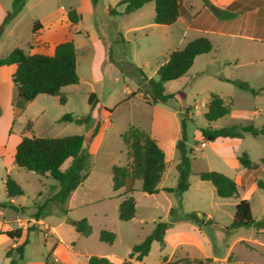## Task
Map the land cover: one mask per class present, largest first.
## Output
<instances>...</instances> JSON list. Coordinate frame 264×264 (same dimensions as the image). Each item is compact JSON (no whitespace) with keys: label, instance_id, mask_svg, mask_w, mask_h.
<instances>
[{"label":"rangeland","instance_id":"rangeland-1","mask_svg":"<svg viewBox=\"0 0 264 264\" xmlns=\"http://www.w3.org/2000/svg\"><path fill=\"white\" fill-rule=\"evenodd\" d=\"M118 1L98 0L93 4L91 0H45L39 5L38 0H29L26 10L8 26L10 29L17 21L13 37L7 36L8 30L1 33L3 26H7L11 19L5 22V15L0 21L2 58L16 48L29 54L34 42L33 23L41 21L50 11L63 13L59 22L63 25L64 33L57 40L73 42L79 77L78 84L61 89L66 99L64 104L59 102L58 97L46 94L24 102L15 86L13 94L10 93V97L7 95L5 103L0 104V150L6 148L4 155L0 152V223L12 231L22 230L16 244L27 241L23 259L17 260L16 264H54V259L59 261L58 264H88L90 256L105 255L125 260L132 247L149 235L156 223H171L183 214H194L201 221L194 224L212 242L219 257L225 254L238 235L257 237L264 230L254 225L236 229L235 232L225 229L232 221L234 202L241 197L250 203L256 222L264 219V190L256 186L258 180L264 181V136L242 133L241 138L229 140L226 146H220L218 143L221 140L210 144L201 139L199 133V130L208 127H264V22L257 30L243 28L240 36L236 29H227L230 32L220 34L217 30L204 28L186 29L182 22L155 24L153 3L126 15L123 14V6L116 7ZM186 1L187 9H192V16L201 7V0ZM7 8L10 12L12 5L7 4ZM111 8H116L117 14L110 15ZM70 9H75L81 15V20L76 24L67 20L66 14ZM198 37L210 40L211 51L197 56L184 76L165 83V92L174 94L173 99L165 104H148L144 95L150 93L151 80L158 81L156 70L159 65L168 59L172 51L182 49ZM4 78L8 79L3 75ZM225 79L245 81L256 94L242 90ZM213 94L229 105L231 113L209 124L203 114ZM91 95H94L93 107L89 103ZM10 102L12 108L8 107ZM105 111L109 113L108 116L103 114ZM88 114L91 121L87 125L60 121L64 115L78 119ZM103 121L108 123L103 140L96 153L90 156L89 138L95 126ZM182 121L185 124L186 147L191 151L189 189L181 197L176 192H161L143 198L147 196L140 190L141 181H134L136 191L133 196L137 200L138 217L143 218V223L136 222L139 218L134 222H120L117 198L108 200L109 196L114 195L111 167L126 166L129 162L120 135L130 127H137L154 138L168 160L163 186L174 189L177 185L176 163L169 161L173 151L177 152L176 143L181 137ZM70 135H81L85 139L81 151V155L85 156L84 169L80 175L84 179L88 177L70 203H60L55 198L59 183L18 168L14 163V151L23 137L56 138ZM244 152L255 165L250 170L238 162V157ZM10 163L13 165L7 172ZM74 163L75 158L67 159L61 170L67 171ZM206 171L228 177L240 176V198L217 197L212 185L198 177V173ZM7 176L23 191L22 196L15 198V205L5 194L4 181ZM113 203L117 204L114 211ZM170 209H174L171 215ZM99 213H106V218L101 219ZM34 217L55 227L63 244L56 247L50 229L37 222H29ZM82 218H86L91 226V233L87 237L78 234L66 221ZM20 221L28 222L22 223L21 227L16 226ZM101 230L115 234V241L111 245L99 241ZM12 242L9 238L0 242V264L4 263L5 252ZM161 251L160 244L154 243L144 264L161 261L168 254ZM230 253L232 256L228 257V262L237 259L250 264H264V258L243 243H238ZM11 256L14 258V254ZM129 261V264H138L134 258Z\"/></svg>","mask_w":264,"mask_h":264},{"label":"trees","instance_id":"trees-1","mask_svg":"<svg viewBox=\"0 0 264 264\" xmlns=\"http://www.w3.org/2000/svg\"><path fill=\"white\" fill-rule=\"evenodd\" d=\"M27 0H13L12 9L7 13L5 22L12 19L22 9ZM96 4L98 0H91ZM206 1V0H204ZM152 2L154 4L153 22L159 25H171L176 22L187 4L185 0H119L116 4L124 6L123 14H130L143 7L145 4ZM234 6L223 10H216L209 6L219 19H231L234 17L232 12ZM110 15H115V8L109 10ZM67 20L71 24H76L81 20V15L77 14L75 9H70L67 14ZM35 23L33 31H35ZM212 49L210 40L207 37H198L189 41L182 49L172 51L168 59L156 70L158 81L151 80L150 93L144 95L148 104H165L168 100L174 98V94L165 92V83L177 80L184 76L192 67L194 59L197 56L208 54ZM15 65L16 70L12 75V82L18 91L20 98L24 102H30L40 94H46L59 98V102L64 104L65 97L61 93L63 87L78 84L79 78L76 72V51L72 41L59 43L51 56L42 54H26L21 49H14L7 56L0 58V67ZM225 81L234 84L242 90L249 91L253 95L256 92L250 88L245 81L228 80ZM94 95L89 97V103L93 107ZM229 105L218 95H211L207 104L203 118L207 123L214 122L230 114ZM60 121H76L80 125H87L91 121V115L88 114L83 118L73 119L70 115H64ZM99 125H96L91 133L94 137L98 131ZM202 138L206 142H214L219 138H241L242 133H249L252 136H264V127L255 128L251 125L238 128L236 126L212 129L210 127L199 130ZM126 146L128 164L126 166H112V190L117 191L122 188L126 181H141V192L152 195L159 192L158 184L165 169L164 152L158 146L156 140L144 130L137 127L128 128L120 135ZM85 139L81 135H70L56 138L41 137H23L15 148L14 163L18 168L38 175L48 176L59 183V189L55 193L58 202L64 203L70 193L74 191L83 181L80 175L84 169L85 156L81 155L84 148ZM176 149L179 153V162L176 165L177 185L174 189L165 188V192H176L179 197L189 189L188 178L191 175V151L186 147V133L184 121L181 123V137L176 143ZM69 158H75V163L67 171H61L60 167ZM240 165L246 169L252 168L247 153H242L238 157ZM264 163V160L262 161ZM201 181L208 182L212 185L215 195L222 199L238 197V186L235 181L215 171H206L198 173ZM257 188L264 190V181L256 182ZM5 191L8 198L23 195L19 185L6 177L4 182ZM11 205V203H8ZM12 206V205H11ZM174 209H170V215ZM135 216V202L131 196L125 197L118 205V219L127 222ZM183 220L193 223L201 221L194 214H183L179 216ZM180 218L171 222H176ZM74 230L87 237L91 233V226L86 218L76 221L66 220ZM171 223L158 222L152 232L147 235L139 244L132 247L128 259L120 264H129V259L141 261L147 256L151 244L157 242L164 244V233L170 227ZM264 228V219L256 222L251 213L250 204L247 200L241 199L235 205L231 223L225 227L228 231L250 226ZM8 238L19 237L20 230L6 231ZM99 241L111 245L115 241V234L108 230H101ZM23 243L14 249L6 252V257L14 254L16 259L11 258L9 264H16L17 260H22L24 246ZM209 259H179L168 264H205ZM88 264H115L106 257L90 256ZM247 264V263H244Z\"/></svg>","mask_w":264,"mask_h":264},{"label":"crops","instance_id":"crops-1","mask_svg":"<svg viewBox=\"0 0 264 264\" xmlns=\"http://www.w3.org/2000/svg\"><path fill=\"white\" fill-rule=\"evenodd\" d=\"M12 1L13 0H0V21L2 19H4L5 15H7L9 8H10V7L7 8V4L12 5ZM44 1L45 0H38V4L42 5V3ZM27 2H29V0H27L25 2L22 9L18 12V14L16 16H14L10 20L8 25L3 26L1 33L8 30L7 36L13 37V35H14L13 28L17 24V21L14 24V26H12L10 29H8V26L13 21H15L16 18H18V16H20L26 10V8L28 6ZM150 3H152V2H150ZM209 6L216 9V10H223V9H226L230 6H234L232 9V12L235 15L231 19H225V20L219 19L215 16L214 12L209 8ZM143 7H141L140 9H142ZM187 7H188L187 4H185L183 10L181 11L180 16L178 17V19L175 22V23L182 22V24L184 25V28H186V29H190V28H198L199 29L200 28L199 30H203L201 28H204L208 31L217 30L220 34L228 33L229 30H227V29H236L238 31V32L236 31V33H238L237 35L240 36V35H242L240 30H243V28L257 30V29H260L261 24L264 22V0H206V1L201 0V7L192 16L190 15V12L192 9H190V11H189L187 9ZM115 11H116V8H115ZM62 14H60V12L58 13L57 11H50L48 14H46L44 16V18L41 21H35L33 23V26L35 23H38V25L36 24L35 31L32 30V36H33L34 42H33V45L31 46V52L29 53V55H32V54H42V55H47V56L53 55L55 47L59 43L64 41V40H62V41L57 40L64 33L63 27H62L63 25L59 22V19L61 18ZM116 14H117V11H116ZM130 14H132V13H130ZM126 15H129V14H126ZM64 24H65L64 28H66L67 23L65 22ZM1 33H0V35H1ZM0 68H5V69H0V104L2 105V103H5V101L7 100V95L10 97V93L13 94L14 85L12 82V75L16 70V66L15 65H9V66H2ZM3 75L8 77V79L7 78L2 79ZM94 102L95 101L93 100V103ZM8 103H9V101H8ZM11 106H12V103L8 104V107L12 108ZM230 113H231V111H230ZM103 114L108 116L109 113L107 111H105V113H103ZM11 119H12V117H11ZM216 121H214V122H216ZM210 123H213V122H210ZM9 125H10V122L8 123V126ZM98 125H99V128H98L96 135L94 137L90 136V138H89L90 143L88 145V154L90 156L94 155L96 153V151L98 150V148H99V146L103 140V135H104V132L106 130L108 123H107V121H103V122H100ZM200 138L203 139L201 134H200ZM235 139H237V138H219V139H216L214 142H209V143L214 144V143H218L221 140L220 143H218V144L220 146H223V145L226 146L228 144L229 140H235ZM202 145H203V143H202ZM2 148H3V146H2ZM5 151H6V148L0 150L2 155L5 154ZM14 153H15V151H14ZM164 160H165V169H164L163 175L160 179V182L158 184L159 192L157 194H152V195H148V194L144 193L145 196H147V197H143V198H150V196L158 195L161 192L166 193L165 191H163V189H165V187L163 186V178L166 175V169H167L166 164L168 163V160L165 156V153H164ZM169 162H173V163L175 162L176 163L175 166L178 164V162H179L178 151L177 152L173 151L172 159ZM12 165H13V163L8 164V167L6 168L7 172L10 170ZM254 167H255V165L252 164V168H254ZM252 168H250V169H252ZM250 169H248V170H250ZM60 170H61V167H60ZM46 177H48V176L46 175ZM87 177L81 182V184L74 191H72L70 193V195L68 196V198L66 199V201L64 203H66V202L70 203L71 202V200L73 199L77 190L82 185V183L87 179ZM229 177H231L235 181V183L238 186V191H239V187L241 185L240 184L241 183V177L240 176H237V177L229 176ZM188 180H189V178H188ZM136 181H139V180H136ZM213 190H214V188H213ZM135 191H136V189H135L134 181L128 180V181H126L125 185L122 188H120L117 191H113L114 192L113 196L108 197V200H113L114 198H117V201H118L117 204L120 203L127 196H131L134 199L135 216H134V218H132L131 220H129L125 223L134 222V220L139 218L138 217L139 215L137 213V200L133 196V193ZM214 193H215V191H214ZM5 194H6V191H5ZM38 195H40V192H38ZM6 196H7V194H6ZM15 198L16 197L8 198V199H10L9 201L15 205L16 204ZM239 198H240V196L238 193L237 199H239ZM241 199H244V198L241 197L239 200H241ZM239 200L234 202V206L238 203ZM98 201H100V200H98ZM117 204L115 205V203H113V205H112L113 210L112 211H114V209L117 208ZM106 215H107L106 213H99V216L101 219H105ZM35 217H34V219L29 220V222H37L38 224L43 225L45 228L50 229L51 235H53L55 237V240L57 243L56 247L61 246L63 244V242H62L56 228L50 227L49 225L44 224L43 220H38ZM206 220H211V218H206ZM72 221H75V220H72ZM24 222H28V221L17 222L16 226L19 225L21 227L22 223H24ZM120 222H122V221H120ZM136 222H139V224H142L143 218L140 216L139 220L137 219ZM22 228L26 229V226H23ZM104 229H105V226H104ZM19 230H20V235H19V237L11 239V240H13V242H12L9 250L14 249L17 246H19L16 243H17V240L22 236L21 233H23L21 229H19ZM6 231H12V229L11 228L7 229V227L6 228L4 227V224L0 223V242L6 240L8 238L5 234H3ZM23 243H27V241L25 240ZM23 243H21V244H23ZM154 243H157V242H153L151 244V248L154 246ZM238 243H243L245 247H247L248 249H251L252 251L257 252L262 258H264V230L260 231V236H257V237L256 236L243 237V235H238L231 242V244L228 247V249L226 250L225 254L223 256L219 257L215 254V249H214L212 242L202 235L200 229L196 226V224H194L193 222H190L188 220H178V221L173 222V223L171 222L170 227L165 231V233H164V244L160 245V246L163 249V251H161V252L165 251V252H168V254H166V256L163 257L161 259V261L157 262L156 264H168V263H171L173 261H176L179 259H185V258L209 259L210 263H218L219 262L220 264H244V263L250 264L249 262H246L244 260H237V259H233L232 262H228V257L232 256V254L230 252L233 250V248ZM151 248H150V251H151ZM9 250H7L6 252H8ZM150 251H149V253H150ZM6 252H5V261L3 264H9L10 259L13 258L12 256L6 257ZM54 252L55 251H53V254H54ZM149 253H148V255H149ZM23 255H24V251H23ZM148 255L143 257V259L141 261H136V262L138 264H144V261L146 260ZM105 256L108 257V259L115 264H120L124 261V259L116 258L112 255H105ZM13 259H16V257L14 256ZM53 263L58 264L59 261L57 259H54ZM26 264H47V262H27Z\"/></svg>","mask_w":264,"mask_h":264}]
</instances>
